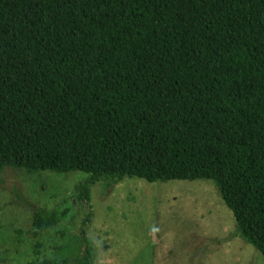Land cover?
Here are the masks:
<instances>
[{
  "label": "trees",
  "instance_id": "trees-1",
  "mask_svg": "<svg viewBox=\"0 0 264 264\" xmlns=\"http://www.w3.org/2000/svg\"><path fill=\"white\" fill-rule=\"evenodd\" d=\"M4 168L210 180L264 256V0H0Z\"/></svg>",
  "mask_w": 264,
  "mask_h": 264
},
{
  "label": "rangeland",
  "instance_id": "rangeland-1",
  "mask_svg": "<svg viewBox=\"0 0 264 264\" xmlns=\"http://www.w3.org/2000/svg\"><path fill=\"white\" fill-rule=\"evenodd\" d=\"M82 182L89 200L78 196ZM36 209L65 215L33 238ZM84 237L94 247L91 264H264L210 180L112 183L78 170L0 171V264H77Z\"/></svg>",
  "mask_w": 264,
  "mask_h": 264
}]
</instances>
